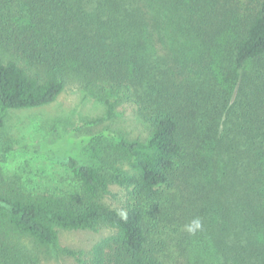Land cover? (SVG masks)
<instances>
[{
    "label": "trees",
    "instance_id": "16d2710c",
    "mask_svg": "<svg viewBox=\"0 0 264 264\" xmlns=\"http://www.w3.org/2000/svg\"><path fill=\"white\" fill-rule=\"evenodd\" d=\"M68 85L106 108L85 125L129 106L148 136L0 168V264L37 263L18 238L79 264H264V0H0V133ZM64 229L111 234L85 251Z\"/></svg>",
    "mask_w": 264,
    "mask_h": 264
},
{
    "label": "rangeland",
    "instance_id": "374dc122",
    "mask_svg": "<svg viewBox=\"0 0 264 264\" xmlns=\"http://www.w3.org/2000/svg\"><path fill=\"white\" fill-rule=\"evenodd\" d=\"M105 110L104 104L95 100L92 94L74 85H68L50 104L10 110L0 133V148L10 146L11 151L6 160L0 159V168L7 177L14 178L28 171L39 176L42 170L46 174L63 171L59 161L68 155H74L89 164H98L102 157L109 154L111 142L103 140L92 144L82 138L104 130L129 138H147V129L129 106L119 109V117L85 125L86 121L103 118ZM109 234L110 229L99 232L64 229L60 231V240L63 245L88 251ZM18 241L27 252L39 253L36 264H79L73 257L39 246L31 239L18 238Z\"/></svg>",
    "mask_w": 264,
    "mask_h": 264
},
{
    "label": "clouds",
    "instance_id": "9594fccd",
    "mask_svg": "<svg viewBox=\"0 0 264 264\" xmlns=\"http://www.w3.org/2000/svg\"><path fill=\"white\" fill-rule=\"evenodd\" d=\"M193 225H194V227H189V229H188L189 231H194L196 228L200 227L199 220L193 221Z\"/></svg>",
    "mask_w": 264,
    "mask_h": 264
}]
</instances>
